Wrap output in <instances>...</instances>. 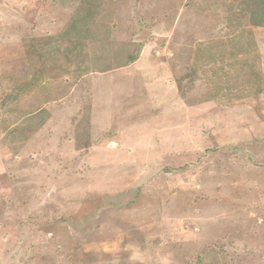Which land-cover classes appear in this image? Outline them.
I'll use <instances>...</instances> for the list:
<instances>
[{
    "label": "rangeland",
    "instance_id": "rangeland-1",
    "mask_svg": "<svg viewBox=\"0 0 264 264\" xmlns=\"http://www.w3.org/2000/svg\"><path fill=\"white\" fill-rule=\"evenodd\" d=\"M254 3L0 0V264H264Z\"/></svg>",
    "mask_w": 264,
    "mask_h": 264
},
{
    "label": "trees",
    "instance_id": "trees-1",
    "mask_svg": "<svg viewBox=\"0 0 264 264\" xmlns=\"http://www.w3.org/2000/svg\"><path fill=\"white\" fill-rule=\"evenodd\" d=\"M250 22L256 26H264V0H255L251 11Z\"/></svg>",
    "mask_w": 264,
    "mask_h": 264
}]
</instances>
